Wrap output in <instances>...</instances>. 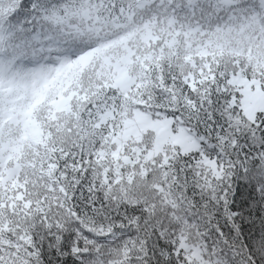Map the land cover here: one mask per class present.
<instances>
[{
    "label": "snow or ice",
    "instance_id": "snow-or-ice-1",
    "mask_svg": "<svg viewBox=\"0 0 264 264\" xmlns=\"http://www.w3.org/2000/svg\"><path fill=\"white\" fill-rule=\"evenodd\" d=\"M0 264H264V0H0Z\"/></svg>",
    "mask_w": 264,
    "mask_h": 264
}]
</instances>
